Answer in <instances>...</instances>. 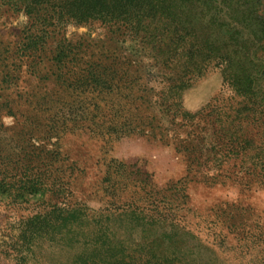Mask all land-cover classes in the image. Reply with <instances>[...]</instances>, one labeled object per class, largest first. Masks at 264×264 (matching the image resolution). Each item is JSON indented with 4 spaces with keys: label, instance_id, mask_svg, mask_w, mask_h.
<instances>
[{
    "label": "rangeland",
    "instance_id": "1",
    "mask_svg": "<svg viewBox=\"0 0 264 264\" xmlns=\"http://www.w3.org/2000/svg\"><path fill=\"white\" fill-rule=\"evenodd\" d=\"M174 1L188 46L203 52L191 68L178 61L182 53L147 10L137 32L94 21L51 35V48L65 36L82 44L86 58L117 60L98 66L95 87L77 81L95 74L84 68L70 71L76 81L61 86L45 77L49 68L14 69L13 56L6 60L3 154L17 161L24 151L61 152L71 174L63 180L73 191L18 197L0 187V264H83L100 260L91 254L99 246L144 259L152 238L173 230L180 233V251L173 252L190 264H264V175L247 172L251 161L235 168H222V157L212 162L211 151L224 146L218 148L209 116L202 117L209 105L231 110L243 99L225 85L220 56L243 78L255 64L264 71V0ZM20 5L0 0L3 58L16 51L28 22ZM255 74V85L263 84ZM157 209L166 218L150 222Z\"/></svg>",
    "mask_w": 264,
    "mask_h": 264
},
{
    "label": "trees",
    "instance_id": "2",
    "mask_svg": "<svg viewBox=\"0 0 264 264\" xmlns=\"http://www.w3.org/2000/svg\"><path fill=\"white\" fill-rule=\"evenodd\" d=\"M20 7L28 17L21 39L16 45V51L3 58L0 53L1 64L5 73V78L9 80L6 71L10 69L11 57L14 59V69H26L42 71L43 68L53 70L52 74H47V79L55 76L56 82L60 85H68L76 81V77L70 71L85 69L95 74L82 78L78 76V82H90L88 85L95 87V82L99 79L96 75L100 70L99 65H116L117 60L111 59L103 62L98 58H86L84 48L79 42H74L65 36L59 38L55 48H51V35L59 34L61 29L69 23L87 24L100 21L105 25L122 23L131 32H137L141 24V12L147 10L149 17L159 20L160 28L167 34L166 39L174 46L178 61L185 69L193 66V61L198 58L200 51L191 42L188 46L186 35L188 33L184 22L180 19L178 5L174 0H17ZM234 1V0H233ZM10 10L14 6L6 3ZM15 11V10H14ZM238 31V29H236ZM248 41V40H246ZM83 48V50H82ZM206 60H212L211 55H204ZM6 60L9 61L8 64ZM16 63V64H15ZM82 64V65H81ZM84 65V66H83ZM225 85L232 87L243 99L238 102L235 109L225 108L222 102L206 107L202 116H209V122L214 128L215 142L223 149L212 152V162L223 158V167H237L240 163L250 162L247 172L251 175H264V83L256 84L257 80L252 74H261L264 78V71L257 70L253 65L251 73L246 78L233 71V62L226 56H220L218 60ZM75 68V70H73ZM255 74V75H257ZM1 76V75H0ZM254 79V80H253ZM93 82H92V81ZM6 81V80H5ZM72 85V84H71ZM260 94V95H259ZM185 121L184 119H182ZM0 148V187L11 188V194L15 196H26L35 194L38 191L46 190L57 197L65 198L64 195L72 193L69 181L63 178L68 175L67 167L61 163V152L49 150L42 154L32 151H24L17 154L19 160L9 159ZM12 156V155H11ZM40 162V164H37ZM251 169V170H250ZM73 174V172H72ZM184 179V178H183ZM186 183V182H185ZM44 188V189H43ZM187 191V189H186ZM167 204L163 207L166 209ZM163 210L157 209L158 215L150 214L149 221L163 220L166 216ZM169 216L167 220H169ZM166 220V221H167ZM178 231V230H177ZM173 230V233L163 232L160 236H154L147 249V257L137 258L128 253L119 255L117 248L99 246L101 251H93L91 254H100V260L95 261L90 257L82 260L83 264H190L185 258L173 252L180 249L177 244L180 233ZM171 238L170 244L164 245L165 239ZM164 241V242H163ZM237 250V249H236ZM120 251H124L121 249Z\"/></svg>",
    "mask_w": 264,
    "mask_h": 264
}]
</instances>
